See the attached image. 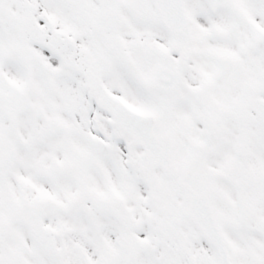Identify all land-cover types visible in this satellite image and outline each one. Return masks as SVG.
Listing matches in <instances>:
<instances>
[{
  "label": "snow or ice",
  "instance_id": "6c2138e0",
  "mask_svg": "<svg viewBox=\"0 0 264 264\" xmlns=\"http://www.w3.org/2000/svg\"><path fill=\"white\" fill-rule=\"evenodd\" d=\"M0 264H264V0H0Z\"/></svg>",
  "mask_w": 264,
  "mask_h": 264
}]
</instances>
